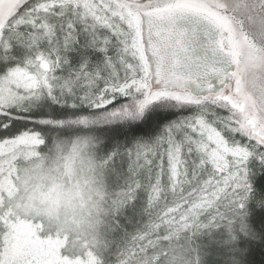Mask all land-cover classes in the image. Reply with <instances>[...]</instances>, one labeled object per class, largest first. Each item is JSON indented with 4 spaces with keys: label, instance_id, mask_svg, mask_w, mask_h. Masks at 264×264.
<instances>
[{
    "label": "snow or ice",
    "instance_id": "6c2138e0",
    "mask_svg": "<svg viewBox=\"0 0 264 264\" xmlns=\"http://www.w3.org/2000/svg\"><path fill=\"white\" fill-rule=\"evenodd\" d=\"M0 264H264V0H0Z\"/></svg>",
    "mask_w": 264,
    "mask_h": 264
},
{
    "label": "trees",
    "instance_id": "16d2710c",
    "mask_svg": "<svg viewBox=\"0 0 264 264\" xmlns=\"http://www.w3.org/2000/svg\"><path fill=\"white\" fill-rule=\"evenodd\" d=\"M260 257H259V254L256 255V259L258 260Z\"/></svg>",
    "mask_w": 264,
    "mask_h": 264
}]
</instances>
